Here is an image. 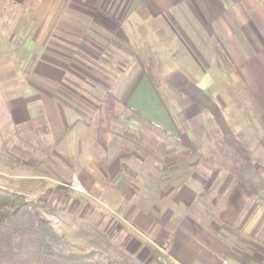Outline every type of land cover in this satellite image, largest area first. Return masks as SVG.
Masks as SVG:
<instances>
[{
  "label": "crops",
  "instance_id": "1",
  "mask_svg": "<svg viewBox=\"0 0 264 264\" xmlns=\"http://www.w3.org/2000/svg\"><path fill=\"white\" fill-rule=\"evenodd\" d=\"M56 1L61 0L7 7L22 0H0V77H23L19 84L0 79V92L10 93L4 100L6 122L24 126L38 117L46 127L40 141L48 159L25 177L54 179L42 180V187L66 193L68 201L90 198L109 210L104 218L112 220L117 212L135 251L147 246L158 261L163 248L167 264H264V195L240 180L236 165L215 142L210 115L181 106L172 90L167 103L150 71L155 65L161 75L178 70L215 95L218 104L220 77L239 85L244 80L260 114L251 123L242 120L247 131L243 125L233 128L264 178V0H68L70 7H55ZM17 13L27 14V20L19 22ZM34 26L38 39L31 34ZM97 36L118 43L124 54L118 75L127 81L120 77L118 85L128 91L127 105L172 139L161 142L132 117L123 124L137 125L140 137L112 126L99 132L93 119L71 115L64 79L89 72L80 73L74 54L64 50L71 45L75 52L78 46L89 57ZM60 181L78 183L79 190Z\"/></svg>",
  "mask_w": 264,
  "mask_h": 264
},
{
  "label": "rangeland",
  "instance_id": "2",
  "mask_svg": "<svg viewBox=\"0 0 264 264\" xmlns=\"http://www.w3.org/2000/svg\"><path fill=\"white\" fill-rule=\"evenodd\" d=\"M41 2L42 0H22V2L19 3L9 2L10 5L7 7H39ZM70 4L71 2L68 0H61L59 2H55V7H62L63 5L65 7H70ZM17 15L20 16V18L17 16L19 22L22 23L23 20H27V14L25 15L24 13H17ZM37 31L38 27L35 29L34 26V28L31 29V34L33 36L35 35L38 39L37 34H34V32L37 33ZM134 31V28L127 29L128 35L133 34ZM102 34L109 37L108 33L103 32ZM33 36L30 35L31 43L37 45L36 43H38V41L36 43L33 42ZM105 41H107L106 37L104 38L101 36L99 38L97 36L95 42L98 44L95 46V49H89L90 53H92L90 54L91 57H87L84 53L85 51H83L78 46H75V52H73V49L71 50V45H68L69 49L64 50V52H66L68 55L74 54L71 58H73L72 60L76 62L78 67H80L78 70L80 73L81 68H87V71L89 72V75H86V72L84 71L85 76L83 77L82 75L79 76L77 74L71 73L66 76V80L64 79V82H66L70 88L64 87L62 93L65 98L64 100H66V103L70 105L68 109L71 115L73 117H78L79 120L83 122H88L93 119L94 125L98 128L96 129L99 130V132H103L105 129H111L112 126V129L119 132L126 131L127 133L131 134L139 133L138 137H140V135H142L140 129H135L137 125L132 123L133 127L129 126L126 128L123 124L125 121H127V118L129 119L132 117L135 122L140 123L141 126L146 128L144 130L147 131L149 129L150 131H153L154 135L161 139V142H166V140L172 139L170 133L166 130L165 131L167 134H165L163 131H158L157 129H153L152 127L148 126L146 121L150 120H148L145 115L139 112L137 109L136 111L143 116L142 119L131 116L132 114L130 109L124 107V105H127L126 96L128 95V91H120V85H118V83L120 84L122 78H124L125 82L127 81L125 76L122 77L118 75L119 68L123 66L125 61L123 57L124 54H122V50L119 49L118 43L106 44L107 42ZM56 42V44L59 46L60 41L57 40ZM79 44L86 48V45L81 43ZM49 45L52 47L57 46L55 43H50ZM31 46L33 47L34 45ZM145 46L150 47L151 45L147 44ZM127 51L129 54L132 53L131 49H128ZM33 58L34 57L31 58V61ZM148 62L149 60L145 61L147 64ZM13 63L14 65H17V59H15ZM150 71L154 73L152 75L154 87L157 90H160V96L167 103L168 101L172 100V98L169 96V90H172L178 96L174 88L168 87L164 83L162 80L164 75L159 73L160 70H158L157 65H155L153 69H150ZM120 77L122 78L120 79ZM4 78L8 80L11 79L12 76L9 77L6 75L0 77V79ZM13 78H15L18 84L22 81L21 78L23 79L21 76H16ZM218 80H221L222 85L220 84V90L216 97L219 103L223 105L231 125L233 126L236 124L237 126H244L245 123L243 121H249V123H251L250 120L257 114H260V111L259 108L256 107L255 100L250 95L249 90L245 89L243 86L245 85V81L243 80L240 85L238 83L232 84L229 80V77L227 76H222ZM109 90L114 91L122 102V104H118L115 110L111 112L106 111V108H104L106 106L105 102H107V100H105L106 93ZM16 92L17 91H14V95L19 94ZM9 94L10 93L0 92V184L9 188L21 190L22 192L28 193L30 197L33 195L54 205L57 208V216L49 215L50 218L55 222L58 228L63 233H65L68 240L79 247L85 249L91 248V245L83 237L77 235L75 232L78 225L82 221L86 220L96 223L104 232L109 235L111 240L122 246L129 254L134 256L140 264H167V257L164 254H167V251L163 248L162 250H164V252L162 253V257L165 261L162 259L158 261L155 250H149L147 249V246H141L140 249L135 251L134 246H136V244L134 243V240L131 236L129 237L126 235L128 231L125 232L126 229H124L122 226L125 222L119 218L118 214H116L117 212L113 211L115 218H112V220L110 219V216H105L104 218L103 213L109 215V213L106 212L109 210L102 208L103 206H101V208L100 206L98 207L94 202H92V199L81 197L78 201H75L76 198L70 199V201H68L69 197L66 193L53 191L50 188L47 189L48 187H42V180L45 183H54V179H31L25 177L31 175L33 172H36V170H39V168L42 167V165H44L48 159V156L45 157L41 155V144H43L41 142V138L43 137L42 134H44L43 132H45L46 127L43 124V120L38 117L34 118V120H32L29 125H9L6 122L8 114L4 106V100L7 97L5 95ZM213 96L215 97V95ZM187 106H192L195 109L197 108V110L202 113L207 112L200 109L194 103H190ZM119 115L121 116V119L118 121L116 119ZM210 126L212 127V121ZM256 126L257 125L255 124L254 128L258 129ZM244 131H247L245 126ZM39 135L41 136L39 137ZM50 143L51 142L49 141L48 144ZM50 173L51 174L49 176H46L53 178L52 176H55L53 170H50ZM59 184L71 189L73 188L79 190L78 183H71L70 181L66 183L64 181H60Z\"/></svg>",
  "mask_w": 264,
  "mask_h": 264
},
{
  "label": "trees",
  "instance_id": "3",
  "mask_svg": "<svg viewBox=\"0 0 264 264\" xmlns=\"http://www.w3.org/2000/svg\"><path fill=\"white\" fill-rule=\"evenodd\" d=\"M162 80L176 90L182 106L194 103L209 113L216 144L232 159L240 180L262 197L264 178L254 168L251 149L239 138L214 96L178 70ZM105 100L109 112L122 104L112 90L107 91ZM124 107L130 109L131 116L143 118L136 109ZM146 124L167 134L161 125ZM49 215L57 216L51 203L0 184V264H140L96 223L84 220L75 231L91 245L85 249L69 241Z\"/></svg>",
  "mask_w": 264,
  "mask_h": 264
}]
</instances>
